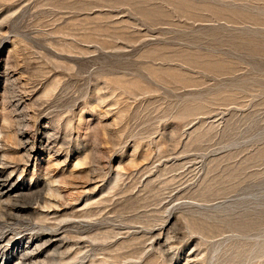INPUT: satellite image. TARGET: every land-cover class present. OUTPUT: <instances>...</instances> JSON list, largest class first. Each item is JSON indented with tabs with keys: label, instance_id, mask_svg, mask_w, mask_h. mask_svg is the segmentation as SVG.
<instances>
[{
	"label": "rangeland",
	"instance_id": "rangeland-1",
	"mask_svg": "<svg viewBox=\"0 0 264 264\" xmlns=\"http://www.w3.org/2000/svg\"><path fill=\"white\" fill-rule=\"evenodd\" d=\"M2 234L0 264H264V0H0Z\"/></svg>",
	"mask_w": 264,
	"mask_h": 264
},
{
	"label": "bare ground",
	"instance_id": "bare-ground-1",
	"mask_svg": "<svg viewBox=\"0 0 264 264\" xmlns=\"http://www.w3.org/2000/svg\"><path fill=\"white\" fill-rule=\"evenodd\" d=\"M23 119V117H21V116H18L17 115V117L15 118V120H16V122H19V121H21ZM19 124V123H18ZM21 134H24V132L23 131H21V130H18L16 133H15V137H17L18 138V136H20ZM28 157H29V154H28ZM13 234V233H12ZM5 236H3V234H2V236L0 237V249L3 247V245H2V241H3V238H4ZM12 238V237H11ZM5 242H6V240H5ZM4 242V243H5ZM5 247V246H4ZM4 247H3V249H4ZM2 251V250H1ZM28 253V252H27ZM24 259H25V257H24Z\"/></svg>",
	"mask_w": 264,
	"mask_h": 264
}]
</instances>
